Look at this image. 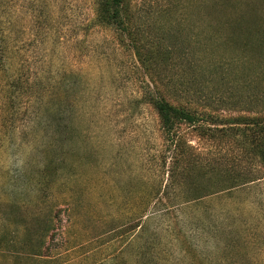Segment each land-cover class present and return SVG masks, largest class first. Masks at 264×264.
Returning <instances> with one entry per match:
<instances>
[{"label":"rangeland","instance_id":"1","mask_svg":"<svg viewBox=\"0 0 264 264\" xmlns=\"http://www.w3.org/2000/svg\"><path fill=\"white\" fill-rule=\"evenodd\" d=\"M216 1L127 2L145 47L163 53L154 78L222 127L264 100L215 80ZM98 2L0 0V264H264L262 167L243 157L236 126L227 137L200 120L185 126L188 155L260 178L174 198L183 157L149 102L150 75ZM39 247L46 263L27 254Z\"/></svg>","mask_w":264,"mask_h":264},{"label":"trees","instance_id":"2","mask_svg":"<svg viewBox=\"0 0 264 264\" xmlns=\"http://www.w3.org/2000/svg\"><path fill=\"white\" fill-rule=\"evenodd\" d=\"M127 1L99 0L98 19L115 28L118 35H121V42H127L132 47L143 68L151 77L154 90L149 102L158 113L165 139L174 148L175 162H179L181 156L184 160L182 164L184 179L181 181L183 183L171 182L166 186L177 192V196L174 198L180 196V200H184L183 202L195 201L260 178L259 175H251V170L244 171L245 174L243 170L237 169L233 172L234 175H231L232 173L227 167L223 169L212 163L203 165L200 157L192 156V153V155H188L185 151V126H195L203 119L211 120L215 124V127L208 129L212 134L220 131L228 137L227 131L236 126L234 131H238L236 134L241 135L240 141L245 149L243 157L253 159L264 172V112L234 117V121L226 119L225 123H222L223 126L219 127L216 125L218 123L215 115L208 111L206 107L208 105L199 108L190 100L181 101L168 83L162 87L154 78V73L157 71L153 73V65L159 62L158 55L163 53H160L155 47H145L144 42L139 38V29L133 26L134 16L130 12ZM241 6L242 8H239ZM213 8V13H219V16L215 17L216 24H212V27L210 25L214 33L209 34L214 37L215 43L217 42L220 49L213 52L214 62L210 63L217 65L211 69L213 74L219 70V76L215 80L230 84L228 87L231 88L227 90L233 95L238 94V90L241 89L237 86H242L247 87L248 93L255 96L262 94L260 98L264 100V0H218ZM232 9L236 14L235 17L227 15ZM220 14L223 15L220 16ZM202 65L209 66V63H202ZM203 79L206 81L205 77H202ZM217 84H215L216 88ZM221 93L222 95L226 94L222 91ZM167 94L173 95L176 101H170ZM216 95L219 96V93ZM200 127L203 128L202 125ZM214 174L217 175V178ZM261 177H264V173ZM188 190L192 194L189 198L188 195L186 197L184 195L188 193ZM8 248L10 259L18 261L22 258L13 253L14 247ZM15 251L23 254L17 248ZM27 254L34 256L39 262H47L45 261L46 253H42L40 247L38 252L35 250Z\"/></svg>","mask_w":264,"mask_h":264}]
</instances>
